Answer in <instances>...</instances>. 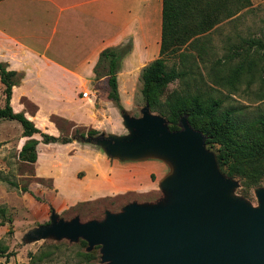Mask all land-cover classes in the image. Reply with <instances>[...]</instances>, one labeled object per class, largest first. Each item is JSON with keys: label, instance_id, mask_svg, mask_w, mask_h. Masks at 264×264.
I'll list each match as a JSON object with an SVG mask.
<instances>
[{"label": "crops", "instance_id": "1", "mask_svg": "<svg viewBox=\"0 0 264 264\" xmlns=\"http://www.w3.org/2000/svg\"><path fill=\"white\" fill-rule=\"evenodd\" d=\"M162 17L163 0H1L0 61L25 75L13 88L14 110L59 136L61 129L52 120L57 114L42 117L32 100L38 109L31 116L20 104V99H30L28 89L44 90L71 105L69 114L58 116L73 127L93 124L99 129L93 123L98 109L82 92L96 78L101 52L132 40L136 50H147L143 57L153 55L161 43ZM38 153L36 175L50 181L43 190L46 205L59 213L108 197L158 192L171 172L164 159L121 160L77 140L40 142Z\"/></svg>", "mask_w": 264, "mask_h": 264}, {"label": "water", "instance_id": "2", "mask_svg": "<svg viewBox=\"0 0 264 264\" xmlns=\"http://www.w3.org/2000/svg\"><path fill=\"white\" fill-rule=\"evenodd\" d=\"M123 119L129 134L101 133L82 141L112 158L167 161L171 172L160 185L164 197L132 201L86 222L53 211L28 237L84 239L87 251L101 246L100 264H264V188L257 190L258 206L232 196L238 183L221 171L206 135L187 116L180 129L171 130L146 104L142 116L124 112Z\"/></svg>", "mask_w": 264, "mask_h": 264}, {"label": "rangeland", "instance_id": "3", "mask_svg": "<svg viewBox=\"0 0 264 264\" xmlns=\"http://www.w3.org/2000/svg\"><path fill=\"white\" fill-rule=\"evenodd\" d=\"M256 38L264 40V0H250V4L238 14L221 21L212 29L208 36L210 48L208 61L205 63L198 61L192 75L193 78L172 81L165 90L162 102L168 95L182 90L188 84L193 88L205 82L206 85L215 87L214 94L224 98L226 107H236L237 114L243 119L252 118L261 107H264V102L255 99L254 96V91L260 84L259 80L251 82L249 77H245L234 91L231 87L214 83L211 77L214 72L221 74L227 72L225 70L235 66L242 59V57L236 58L233 62H228L226 57L230 47L236 49L241 42ZM128 43L131 44V51L123 59L122 68L118 74L123 109H119L116 103L109 99L107 78H95L83 88V90H90V99L98 109L93 123L100 127L98 130L101 133L129 134L124 124L123 113H129L132 117H140L146 106L142 93L141 74L144 67L159 56L160 47L153 55L143 57L142 54L147 52L146 49L136 50L132 40H128L124 45ZM138 44L140 46V42ZM253 56L254 50H251L249 58ZM174 61L176 59H171L169 65ZM28 93L32 96H29L31 100L24 97L20 99V104L31 116L35 115L38 105L39 114L42 117H46L49 113L61 115L60 112L65 114L70 112L68 106L71 105L68 102L52 97L48 91L28 89ZM4 100V87L0 86V106L4 105ZM160 107L165 108V105L162 103ZM150 111L167 119V116L161 114L159 110L150 108ZM92 125L75 128L70 123H61V128L63 135L72 136L76 134L77 129L87 131L93 128ZM22 131V126L18 121L0 118V207L6 209L5 214L0 212V247H8L6 253L0 251V264H86L78 256L79 252L85 250L80 246L79 241L73 242L67 238L58 239L55 236L43 239L28 237L30 231L50 221L51 213L43 195V190L50 186V181L37 177L34 165L19 158V152L24 143ZM37 137L41 138L40 135ZM76 137L79 138L80 135L77 134ZM207 147L216 154L221 171L226 173L227 167L218 160L219 146L209 147L207 145ZM232 178L238 183L231 193L232 196L258 206L257 190L264 188V179L259 184L248 186L241 177ZM25 187H28L29 191H26ZM162 197H164L162 190L149 195L127 193L79 204L75 208L60 213L56 212L60 217L68 220L78 215L81 221L86 222L91 219H103L107 211L119 212L132 201L153 202ZM51 251L54 254L44 257Z\"/></svg>", "mask_w": 264, "mask_h": 264}, {"label": "trees", "instance_id": "4", "mask_svg": "<svg viewBox=\"0 0 264 264\" xmlns=\"http://www.w3.org/2000/svg\"><path fill=\"white\" fill-rule=\"evenodd\" d=\"M248 4L250 0H163L159 56L144 67L141 78L146 104L167 116L171 130L180 129L182 117L187 116L190 124L206 135V144L209 147L219 146L217 156L219 162L227 167L225 174L230 177L239 176L245 180V184L251 186L259 184L264 179V107H261L252 118L243 119L237 114L236 107H226L224 98L214 94L215 87L208 86L205 82L193 88L188 84L182 90L168 95L162 102L165 90L172 81L193 78L198 61L202 63L208 61L210 31L221 21L238 14ZM251 50H254V56L250 59ZM130 51L129 43L105 48L95 66L96 78H107L108 97L121 110L123 105L118 74L123 59ZM241 57L235 66L225 70L227 72L212 73V81L218 85L231 87L235 91L245 77H249L251 82L259 80L260 84L254 91V96L255 99L264 102V40L261 38L245 40L236 49L232 47L228 49L226 57L228 62ZM171 59L176 61L169 65ZM213 68L215 70V66ZM24 76L23 72L9 69L6 62L0 61V80L4 85L5 95L4 105L0 106V118L15 120L21 124L23 140L26 138L19 152L22 161L31 164L37 161L40 142L69 143L73 140L82 141L86 134L97 136L101 133L96 128L87 131L77 129L76 134L65 136L61 123L72 125L73 123L66 118L53 115L52 120L61 129V134L55 136L39 128L24 111H15L12 105L13 88L22 82ZM162 103L165 108L160 107ZM77 134L80 135L79 138L76 137ZM25 190L29 191L28 187H25ZM53 211L54 208L50 207V213ZM0 212L5 214L6 209L0 207ZM79 242L85 249L78 253L82 262L100 264L101 246L87 251L88 242L84 239ZM0 251L6 253L8 247H0ZM52 254L53 251L44 257Z\"/></svg>", "mask_w": 264, "mask_h": 264}, {"label": "built area", "instance_id": "5", "mask_svg": "<svg viewBox=\"0 0 264 264\" xmlns=\"http://www.w3.org/2000/svg\"><path fill=\"white\" fill-rule=\"evenodd\" d=\"M91 93H90V90H86V91H83L82 92V96L84 97V98H91Z\"/></svg>", "mask_w": 264, "mask_h": 264}]
</instances>
